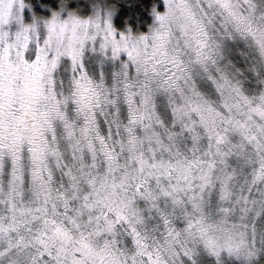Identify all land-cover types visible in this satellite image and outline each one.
I'll return each instance as SVG.
<instances>
[{
	"label": "snow or ice",
	"instance_id": "6c2138e0",
	"mask_svg": "<svg viewBox=\"0 0 264 264\" xmlns=\"http://www.w3.org/2000/svg\"><path fill=\"white\" fill-rule=\"evenodd\" d=\"M159 3L0 0V264H264V0Z\"/></svg>",
	"mask_w": 264,
	"mask_h": 264
},
{
	"label": "trees",
	"instance_id": "16d2710c",
	"mask_svg": "<svg viewBox=\"0 0 264 264\" xmlns=\"http://www.w3.org/2000/svg\"><path fill=\"white\" fill-rule=\"evenodd\" d=\"M161 7V3H159V8ZM123 11H127V5L124 6V8L122 9ZM150 17L148 18L149 22H150ZM146 29V26H144V30Z\"/></svg>",
	"mask_w": 264,
	"mask_h": 264
},
{
	"label": "rangeland",
	"instance_id": "374dc122",
	"mask_svg": "<svg viewBox=\"0 0 264 264\" xmlns=\"http://www.w3.org/2000/svg\"><path fill=\"white\" fill-rule=\"evenodd\" d=\"M160 3H161L160 10L163 11L164 10L163 0H160ZM145 30H147V29H145Z\"/></svg>",
	"mask_w": 264,
	"mask_h": 264
}]
</instances>
